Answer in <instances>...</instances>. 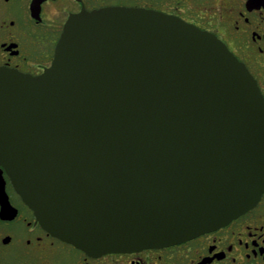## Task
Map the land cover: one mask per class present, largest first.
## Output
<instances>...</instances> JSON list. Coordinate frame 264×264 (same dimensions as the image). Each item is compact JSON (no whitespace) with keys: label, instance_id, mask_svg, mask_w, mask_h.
<instances>
[{"label":"water","instance_id":"obj_1","mask_svg":"<svg viewBox=\"0 0 264 264\" xmlns=\"http://www.w3.org/2000/svg\"><path fill=\"white\" fill-rule=\"evenodd\" d=\"M0 165L87 253L170 244L264 192V97L213 33L153 9L84 10L42 73L0 67Z\"/></svg>","mask_w":264,"mask_h":264},{"label":"flooded vegetation","instance_id":"obj_2","mask_svg":"<svg viewBox=\"0 0 264 264\" xmlns=\"http://www.w3.org/2000/svg\"><path fill=\"white\" fill-rule=\"evenodd\" d=\"M108 6L153 9L213 33L247 66L264 97V6L248 0H0V67L42 73L68 18ZM0 264H264V192L224 224L188 238L87 253L40 224L0 165Z\"/></svg>","mask_w":264,"mask_h":264}]
</instances>
